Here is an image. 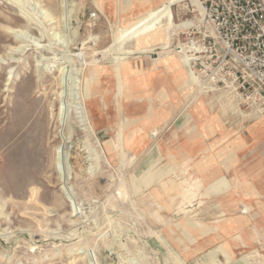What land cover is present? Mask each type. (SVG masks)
I'll list each match as a JSON object with an SVG mask.
<instances>
[{
    "label": "rangeland",
    "instance_id": "374dc122",
    "mask_svg": "<svg viewBox=\"0 0 264 264\" xmlns=\"http://www.w3.org/2000/svg\"><path fill=\"white\" fill-rule=\"evenodd\" d=\"M16 1L0 0V264H264V211L245 179L253 168L264 184V132L253 153L244 145L262 114L186 64L149 102L139 89L165 71L147 60L159 51H134L143 34L116 46L133 21H111L101 0ZM198 2H173L156 26L173 21L174 61Z\"/></svg>",
    "mask_w": 264,
    "mask_h": 264
},
{
    "label": "built area",
    "instance_id": "2783aa9c",
    "mask_svg": "<svg viewBox=\"0 0 264 264\" xmlns=\"http://www.w3.org/2000/svg\"><path fill=\"white\" fill-rule=\"evenodd\" d=\"M177 53L204 88L232 91L264 114V0H199Z\"/></svg>",
    "mask_w": 264,
    "mask_h": 264
},
{
    "label": "crops",
    "instance_id": "0c3cea01",
    "mask_svg": "<svg viewBox=\"0 0 264 264\" xmlns=\"http://www.w3.org/2000/svg\"><path fill=\"white\" fill-rule=\"evenodd\" d=\"M170 0H101V3L103 5V8L105 11H107L108 13V18L113 21V22H120V23H124V22H131L134 21L136 18L145 15L147 13H149V11L153 10V9H157L159 7H162L165 3H167ZM174 5V4H173ZM172 5V6H173ZM173 11V9H172ZM173 20V19H172ZM192 23V22H191ZM191 25V24H190ZM157 24L153 27L150 28V32L145 35V33L141 32L140 34H143L142 37L139 38H134L131 40V42H135L134 45V51L137 53H148L151 52L153 50H158L159 52H157V57L152 59V60H148V62L150 63V65H154L157 64L159 66L160 69H165V71L160 72V75L158 73H146L144 75V79L143 81H141V87L139 89L138 85L135 86V88H131L129 90V93L131 94L132 92L134 93V89L138 90L144 94L146 96V99L148 98L149 102L152 100L150 97V93L151 91H156V89L154 87H156V85H163L165 87V85H167L168 83L171 86V91L174 90V67L178 70L183 72L184 71V58L179 56V60H175L174 61V57L173 56H167L166 53V49L168 47H166V40L163 38V36H170L173 37L174 36V26H173V21L172 24L170 26H167V23H162L161 25H159V27H157ZM156 28V29H155ZM148 31V30H147ZM145 31V32H147ZM132 48V47H131ZM146 51H145V50ZM144 50V51H143ZM156 55V54H155ZM141 56V55H140ZM147 58H149V56H146ZM124 70H125V75L127 77H129L130 74V69H129V65H124ZM169 74L170 78H168L166 75ZM183 75H186V72H183ZM162 77V78H161ZM166 77V78H164ZM187 77H188V81L189 83L194 82L190 77H189V72L187 71ZM119 86V85H118ZM167 89V90H166ZM164 89V91H162L163 96L165 97L166 94L168 93V88ZM119 90V87H118ZM121 90H122V82H121ZM170 91V92H171ZM119 93H122V91ZM134 96V95H133ZM144 97V96H143ZM140 100H142V97ZM152 106V105H151ZM151 106H140V109H137L136 112H133L134 114H138V115H147L150 113V109L149 107ZM133 113H129L131 115H133ZM257 119L255 123L250 124L249 126V130L250 133L256 134L255 136L252 135L251 139L249 140H244V145L246 144V148L249 147V151L250 152H254L253 149L258 148L259 147V141H257L255 139L259 137L260 132H264V114H262V116L257 115ZM241 145V146H244ZM243 147V148H245ZM208 148H211V146ZM243 150V149H242ZM247 150V149H246ZM242 152V151H241ZM240 152V153H241ZM223 167L222 163L220 164ZM253 168H250V174L245 177V179L250 182V187L251 190L249 191L250 195H252L254 198H256V201L259 203V207L260 210L264 211V184L260 185V178H258L259 176L257 174H253L252 172ZM216 175V174H214ZM258 176V177H257ZM214 181H218V182H212L210 184V187L212 189H218L219 187H221L223 184H227L226 183V177L225 176H221L220 178H217ZM241 194L245 195V193L242 191ZM244 206V204L242 205Z\"/></svg>",
    "mask_w": 264,
    "mask_h": 264
},
{
    "label": "bare ground",
    "instance_id": "6f19581e",
    "mask_svg": "<svg viewBox=\"0 0 264 264\" xmlns=\"http://www.w3.org/2000/svg\"><path fill=\"white\" fill-rule=\"evenodd\" d=\"M178 0H170L168 1L167 3H165L162 7H159L157 9H153L151 11H149V13L145 14V15H142L138 18H136L131 24L130 26L128 27L127 31L123 34V35H120L116 38L115 40V44L116 46H118L123 38L127 35H133V34H140L141 32L148 34V33H151L150 32V28H153L156 24H158L162 18H165L167 22H169L172 18V15H171V8L170 6L177 2ZM13 4H15V6L17 8H20L21 10H23L24 8L21 6V4L19 3V0L16 1L15 3L13 2ZM196 7H197V10L200 11V3L198 2V4H196ZM46 13V12H45ZM47 15V13H46ZM193 23V21H192ZM191 23V24H192ZM148 30V31H147ZM147 31V32H145ZM11 33L13 34V36L19 40H24L26 39V37L28 36L27 35V32L24 31V30H12ZM27 47L26 45H20V46H17V47H13V51H19L23 48ZM39 65V64H37ZM62 72V70H61ZM62 110V109H61ZM60 111V110H59ZM64 112V111H63ZM62 112V113H63ZM61 113V112H60ZM62 115V114H61ZM66 116V115H65ZM61 119V118H60ZM63 120H64V116L62 115V123H63ZM62 136V135H61ZM63 137V136H62ZM67 148V146H66ZM58 152H59V159L61 160L60 161V165L64 162H62L64 160V153H65V145L64 143H62L60 146H59V149H58ZM59 163V161H58ZM65 167V165H64ZM65 176V175H64ZM67 176V175H66ZM65 180V179H63ZM67 191V190H66ZM71 192V191H70ZM77 205V204H76ZM89 253V252H88ZM95 257V256H94ZM89 258V257H88ZM91 259V258H90ZM89 259V260H90ZM95 260V258H94ZM96 261V260H95ZM99 263V262H98ZM90 264V263H89Z\"/></svg>",
    "mask_w": 264,
    "mask_h": 264
}]
</instances>
